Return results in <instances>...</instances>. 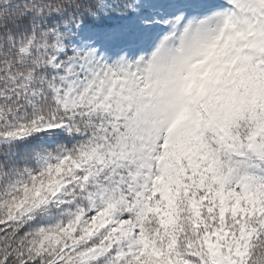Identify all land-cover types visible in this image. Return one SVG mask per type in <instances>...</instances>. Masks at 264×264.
<instances>
[{
  "label": "snow or ice",
  "instance_id": "obj_1",
  "mask_svg": "<svg viewBox=\"0 0 264 264\" xmlns=\"http://www.w3.org/2000/svg\"><path fill=\"white\" fill-rule=\"evenodd\" d=\"M0 264H264V0H0Z\"/></svg>",
  "mask_w": 264,
  "mask_h": 264
}]
</instances>
